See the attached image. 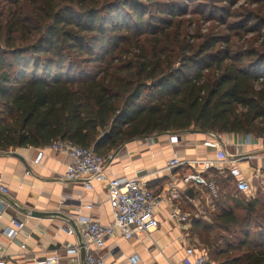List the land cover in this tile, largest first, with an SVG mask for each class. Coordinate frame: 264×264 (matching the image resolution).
<instances>
[{"label":"trees","instance_id":"obj_1","mask_svg":"<svg viewBox=\"0 0 264 264\" xmlns=\"http://www.w3.org/2000/svg\"><path fill=\"white\" fill-rule=\"evenodd\" d=\"M173 1L0 0V152L69 140L109 156L190 129L262 136L264 14L191 33ZM223 181L221 198L234 201ZM258 200L245 221L238 202L214 225L195 222L211 263L264 264V233L251 232L263 228Z\"/></svg>","mask_w":264,"mask_h":264},{"label":"crops","instance_id":"obj_2","mask_svg":"<svg viewBox=\"0 0 264 264\" xmlns=\"http://www.w3.org/2000/svg\"><path fill=\"white\" fill-rule=\"evenodd\" d=\"M260 139L261 136L253 134H205L192 130L139 138L112 153L106 167L108 179L139 178L162 198L156 212L159 227L136 239H109L100 252L106 263L191 264L194 257L187 255L189 247L195 249V255L206 254L209 261V252L195 232V222L214 225L215 216L222 208L234 207L231 198H221L222 195L229 196L221 193L225 179L232 183L237 197L244 194L246 198L252 195L255 199L258 187L264 189V149ZM41 149L44 156L36 163ZM221 149L225 150L229 162L201 172L207 186L183 183L186 175L196 171L194 162L216 160ZM174 158L186 163L169 169L168 163ZM71 163L68 155L56 153L50 146L0 152V186L8 190L6 194L0 192L5 205L0 207V252L9 263L31 264L35 259H45L58 253L60 264H84L82 251L79 255L66 253L80 242L76 232V227L79 232L81 229L78 217L90 216L103 224L112 222L108 184L94 182L93 189H86L87 177L72 182L63 180ZM235 167L251 184V192L237 189V178L231 174ZM86 205H93V209H86ZM174 209L188 214L190 221L171 219ZM33 212L50 216L39 218L32 216ZM11 219L25 224L12 240L1 233L3 227L10 226ZM71 228L75 234H69Z\"/></svg>","mask_w":264,"mask_h":264},{"label":"built area","instance_id":"obj_3","mask_svg":"<svg viewBox=\"0 0 264 264\" xmlns=\"http://www.w3.org/2000/svg\"><path fill=\"white\" fill-rule=\"evenodd\" d=\"M264 149V134L260 139ZM50 148L56 153L68 155L72 161L68 167L63 180L77 181L84 177L88 180L84 183L86 189H93V183L106 182L108 184L109 201L112 208L113 220L110 224H103L90 216H79L81 244L78 243L73 248L66 251L67 255H79L81 250L85 251L84 264H107L101 251L105 248L109 239L121 238L125 240L136 239L142 234H148L159 227L156 217L161 196L149 190L139 178H113L108 179L106 167L109 163V156L98 155L93 148L82 147L69 140L54 141ZM44 156V150H40L35 159L39 163ZM227 154L224 149L217 152V159L212 161L194 162L193 173L186 175L182 181L185 185L207 186L208 182L201 172L212 167H221L227 164ZM186 162L174 158L168 163L169 169L182 167ZM27 174H29L27 172ZM231 174L237 178V189L240 192H251L252 187L249 182L243 179L241 171L235 167L231 169ZM1 193H8L7 188L0 186ZM4 202L0 198V207L4 208ZM86 209L92 210L93 205H86ZM4 211V210H3ZM170 218L178 222H189L190 216L178 209L171 212ZM25 224L17 219H11L10 226L3 227L1 233L9 239H14ZM69 234H75L73 228L69 229ZM26 248L25 245L22 246ZM189 257H194L191 264H206L208 257L206 254L195 255V249L189 247L187 250ZM61 256L55 253L45 259H35L31 264H60ZM0 264L9 263L2 252H0Z\"/></svg>","mask_w":264,"mask_h":264},{"label":"rangeland","instance_id":"obj_4","mask_svg":"<svg viewBox=\"0 0 264 264\" xmlns=\"http://www.w3.org/2000/svg\"><path fill=\"white\" fill-rule=\"evenodd\" d=\"M169 1H173V0H169ZM174 1H176L179 7H181V11L180 9L179 11L182 14L181 16L178 17V19L181 18V20H184L186 22V25L190 24V22L193 23L192 26L191 25L188 26L189 32L191 33H193V31H197L195 33L206 34V33H211L213 31H217L218 29L216 27L218 26H217V23L213 21V18L221 17L227 20V22L229 23L230 21L239 22L240 19H242V15H244L246 11L252 10V11H257L262 15L264 14V6L258 5V4L257 5L250 4L249 0H230L231 3L229 2L227 4L225 2H222V0H174ZM198 2L202 4L204 7L200 6ZM232 3H234V6L231 8V6L233 5ZM220 8H223V11L220 12L221 14H219V11H218V9ZM229 11L231 14L236 13V16L234 17L227 16V13H229ZM254 37H255V34L251 33L247 36V39H252ZM192 130H197V129H190L189 131H192ZM247 196H250V194H248ZM255 197H256L255 199L257 200L259 199L258 201L260 203L256 207V209L257 211H260L261 207L264 204V189L262 190L260 187H258ZM255 199L252 198V195L249 198H246L244 194L243 195L239 194L238 197L235 196V200L233 201L234 205L237 206L238 202L241 203L240 209H237L236 211L237 215L239 216L240 222L245 221L244 218L247 215V210L249 206L248 204H250ZM263 214L264 212L260 211L259 216L262 217ZM261 217L258 220L260 221V226H263V228H261V230H259L258 228L257 230L253 229L251 231L253 237H255V235H257L260 231L264 233V220L262 221ZM255 226H257V224H255ZM238 236L240 237L241 235L239 234ZM229 239H232V238L230 237Z\"/></svg>","mask_w":264,"mask_h":264},{"label":"water","instance_id":"obj_5","mask_svg":"<svg viewBox=\"0 0 264 264\" xmlns=\"http://www.w3.org/2000/svg\"><path fill=\"white\" fill-rule=\"evenodd\" d=\"M31 214H32V216L39 217V218H44L46 216H50V214H45V213H40V212H33ZM76 232H77L79 239H80L79 243L81 244L82 238H81V234H80L77 227H76ZM81 251H82L83 257L85 258V251L84 250H81ZM206 264H213V263L208 261Z\"/></svg>","mask_w":264,"mask_h":264}]
</instances>
